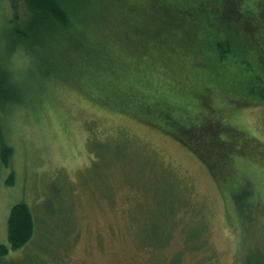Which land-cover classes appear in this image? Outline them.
<instances>
[{
    "label": "rangeland",
    "instance_id": "1",
    "mask_svg": "<svg viewBox=\"0 0 264 264\" xmlns=\"http://www.w3.org/2000/svg\"><path fill=\"white\" fill-rule=\"evenodd\" d=\"M258 6L264 13V0ZM27 17L21 0H1L0 27ZM192 50L199 51L186 53L177 73L178 93L163 97L193 109L192 117L212 106L215 125L230 129V143L216 148L189 131L201 156L146 122L159 120L146 97L100 105L99 80H129L120 62L101 79L59 75L6 112L3 134L13 152L0 164V244L8 245L15 204L34 212L36 231L0 264H264V45L249 43L237 58ZM43 55L45 69L79 66L68 47ZM38 65L28 61L30 82ZM226 150L227 158L219 156Z\"/></svg>",
    "mask_w": 264,
    "mask_h": 264
},
{
    "label": "trees",
    "instance_id": "2",
    "mask_svg": "<svg viewBox=\"0 0 264 264\" xmlns=\"http://www.w3.org/2000/svg\"><path fill=\"white\" fill-rule=\"evenodd\" d=\"M21 2L29 17L23 19L18 26L12 22L0 27V61L10 55L14 48H18L30 58L28 61L32 60L33 64L34 61L38 62L39 65L36 67V80L32 79L26 85L9 83L7 70L0 67L1 165H8L13 152L5 142L3 134L4 115L13 107L25 104L24 99L28 96V90L37 89L46 81L57 79L59 75L69 77L71 72L72 75H77L78 72L82 76H98L97 78L101 79L103 71H107L113 63L119 62L126 65L124 71L128 74L129 80L116 78L110 81V77H107L109 82L99 80L97 101L100 105L110 106L113 105V101L116 106H127L129 102L135 105L138 100L134 99L135 97L138 98L139 95L146 97L145 99L150 102L148 110H155L159 118L146 122L172 134L184 146L200 156L202 155L198 150L200 146L196 147L199 139L188 137L189 131H200L197 136H200L203 142L202 147L207 143H211L215 148L217 144L222 147L221 144L232 137L228 133L230 129L225 127L226 124L215 125L213 122L212 119H216V110L212 106H206L208 113L199 108L197 113H192L194 116L192 117L193 109L183 108L181 102H169L163 95H168L173 88L174 94L178 93L175 84L182 81L177 80L178 74L184 71L185 60L182 59H185L186 53L193 55L192 51H199L192 50L193 48L199 47L201 53L203 48H206L217 57L222 51L230 52L232 57L237 58L244 53L243 49L249 43L254 42L257 46H263L264 13L258 6L259 0H21ZM174 31H177V34L173 36L171 32ZM52 46L55 49L68 47L69 57L77 58L79 66L68 64L63 71H59L58 67L54 70L45 69L41 64L43 54ZM171 50H180L181 53L177 51L178 54L175 56ZM126 52L128 57L124 56ZM152 52L156 53L155 57L152 56ZM168 74L173 75L172 79L168 78ZM260 76L264 81V76ZM191 77L202 79L198 73L195 75L193 73ZM191 103L196 104L195 108L198 107L195 101ZM167 124L172 127L170 130L166 128ZM210 126L214 130L210 129L212 132L208 133L205 128ZM222 133L227 140L221 137ZM226 152L227 150L225 154L221 152L219 156L227 158ZM217 156L215 155V160L218 159ZM220 163L223 165L222 161ZM210 168L213 171L212 167ZM148 181L152 182L149 176L146 184ZM33 213L25 203H18L10 208L7 217L8 245L0 244V257L29 244L36 231Z\"/></svg>",
    "mask_w": 264,
    "mask_h": 264
},
{
    "label": "clouds",
    "instance_id": "3",
    "mask_svg": "<svg viewBox=\"0 0 264 264\" xmlns=\"http://www.w3.org/2000/svg\"><path fill=\"white\" fill-rule=\"evenodd\" d=\"M22 50L14 48L10 55L0 61V67L8 72L9 83L26 85L30 83L28 60Z\"/></svg>",
    "mask_w": 264,
    "mask_h": 264
},
{
    "label": "snow or ice",
    "instance_id": "4",
    "mask_svg": "<svg viewBox=\"0 0 264 264\" xmlns=\"http://www.w3.org/2000/svg\"><path fill=\"white\" fill-rule=\"evenodd\" d=\"M262 163H264V161H262Z\"/></svg>",
    "mask_w": 264,
    "mask_h": 264
}]
</instances>
